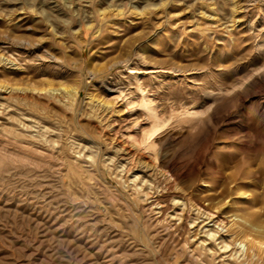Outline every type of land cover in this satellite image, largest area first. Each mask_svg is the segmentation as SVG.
Instances as JSON below:
<instances>
[{"label": "rangeland", "instance_id": "1", "mask_svg": "<svg viewBox=\"0 0 264 264\" xmlns=\"http://www.w3.org/2000/svg\"><path fill=\"white\" fill-rule=\"evenodd\" d=\"M0 264H264V0H0Z\"/></svg>", "mask_w": 264, "mask_h": 264}, {"label": "bare ground", "instance_id": "2", "mask_svg": "<svg viewBox=\"0 0 264 264\" xmlns=\"http://www.w3.org/2000/svg\"><path fill=\"white\" fill-rule=\"evenodd\" d=\"M5 55V54H4ZM260 66H257V67H254L253 69H251V71L249 72V74L248 75H253V73H254V70L255 69H257V68H259ZM213 80V79H212ZM242 84H243V81H242ZM240 85V84H239ZM238 84H237V86H239ZM223 86L224 87H219L220 89H219V91L218 92H215V93H213L212 94V96H213V102L215 103V102H217V101H220V100H222L223 98H225L228 94H229V92H230V88L231 87H228V86H225L224 84H223ZM217 87V86H216ZM215 87V88H216ZM236 87V86H235ZM240 87V86H239ZM216 90V89H215ZM211 91V90H210ZM232 94V93H231ZM141 95V94H140ZM231 96V95H230ZM138 103V102H137ZM141 103H142V105L145 107V110L147 111V113H148V116L149 117H151L150 119L152 120V127H151V129L150 130H148L147 131V133L145 134V142H146V144H147V146L148 147H150V148H155L156 146H155V135H156V133L157 132H159L160 130H161V128H162V126H163V121L158 117V115L156 114V109H154V105H153V103L149 100V98H147V96H145V95H142V97H141ZM143 107V108H144ZM213 107V103L212 104H210L204 111H198V112H192L191 114H192V116H185V118H189L192 122H193V120L192 119H194V118H196V115L197 116H202L204 113H206V112H208V111H210L211 110V108ZM190 114V115H191ZM200 114H202V115H200ZM177 115V114H176ZM239 115H242V114H240V112H236L235 113V117L236 116H239ZM148 118V117H147ZM187 120V119H186ZM196 120V119H195ZM171 121V120H170ZM174 121V120H173ZM141 122V121H140ZM247 122V121H246ZM244 128V127H243ZM163 129V128H162ZM217 178V177H216ZM221 223H227V220H224L223 218L221 219V221H220V223L219 224H221ZM226 225V224H225ZM209 234L211 235V236H215V231H211V232H209ZM239 245L241 246V247H246V243L245 242H243V241H240L239 242ZM231 246V244L229 243V242H226V248L225 249H228L229 247ZM243 247V248H244Z\"/></svg>", "mask_w": 264, "mask_h": 264}]
</instances>
